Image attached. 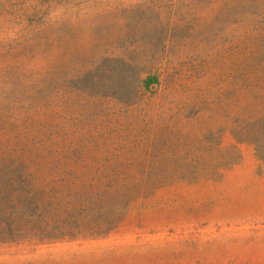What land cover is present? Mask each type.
Masks as SVG:
<instances>
[{"label":"rangeland","instance_id":"374dc122","mask_svg":"<svg viewBox=\"0 0 264 264\" xmlns=\"http://www.w3.org/2000/svg\"><path fill=\"white\" fill-rule=\"evenodd\" d=\"M0 264H264V0H0Z\"/></svg>","mask_w":264,"mask_h":264}]
</instances>
